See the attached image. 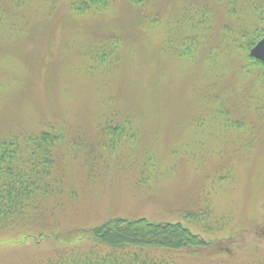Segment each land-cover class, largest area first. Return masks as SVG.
Segmentation results:
<instances>
[{"label": "rangeland", "instance_id": "1", "mask_svg": "<svg viewBox=\"0 0 264 264\" xmlns=\"http://www.w3.org/2000/svg\"><path fill=\"white\" fill-rule=\"evenodd\" d=\"M77 1L0 0V140L66 129L56 152L64 183L25 222L0 224V264H40L86 247L54 234L118 217L181 222L220 240L222 249L181 253L176 264L264 261V122L256 115L264 114V74L247 66L251 49L222 48L227 26L264 28V0H232L237 18L219 0H111L109 10L82 15L71 9ZM205 8L213 17L203 20ZM199 23L194 34L212 28V36L194 60L179 58V41L168 38ZM220 108L248 128L216 118ZM125 119L120 134L139 140L113 142L105 127ZM205 208L208 224L185 219Z\"/></svg>", "mask_w": 264, "mask_h": 264}, {"label": "trees", "instance_id": "2", "mask_svg": "<svg viewBox=\"0 0 264 264\" xmlns=\"http://www.w3.org/2000/svg\"><path fill=\"white\" fill-rule=\"evenodd\" d=\"M134 1L139 2L140 0ZM219 1L231 18L238 17L240 11L238 5H235L232 0ZM111 5V0H78L71 5V9L74 13L82 15L88 12H104L109 10ZM206 10L208 9L205 8L202 14L203 20L208 15L213 17ZM190 11L191 8H188L184 12L185 16L186 14L193 15ZM2 21L3 16L0 15V24ZM156 23L157 19L153 21V24ZM259 23L256 21L254 26ZM200 26L201 23L197 27L190 26L191 33L188 32L189 26L184 27V33L180 37L168 38V42L173 44L179 41L181 45L179 48L182 50L179 58L194 60L200 47L212 36L213 29L210 28L208 32L204 31L202 39L197 37L194 32ZM239 27L233 24L232 27L227 26L223 29L222 40L225 46L222 48L226 50V54L233 53L234 50L238 53H249L250 49L264 37V28L259 31L261 28L257 27L249 32L246 28ZM114 38L111 44L113 46L119 43V40ZM106 50H111V46L106 47ZM166 50L164 51H171L170 47ZM247 56L249 60L247 66L250 68L258 66L264 74V65L250 57L249 54ZM97 63L102 66L106 64L104 53ZM109 64L111 65L112 62L110 61ZM242 68L246 70V66ZM255 111L258 112V108H255ZM217 113L233 123V127L248 128L246 121L233 122L223 108L216 110V118H220ZM256 115L261 118L258 121L264 122V114ZM128 120L125 119L119 126L105 127L106 131H111L115 136L113 142L125 134H128V140H139L137 134L130 130L120 134L123 125H130ZM65 130L54 125L38 133L7 135L0 140V224L14 225L25 222L29 214L38 212L42 208L45 198L49 196L54 186L64 183L63 173L58 167L56 152L66 138ZM146 164H149V160ZM150 176L149 174V179ZM208 218L206 208L203 211L185 214V219L198 223H207ZM204 229L205 233L213 231L209 226ZM254 234L259 235V232H254ZM54 235L63 244L85 240L88 245L86 247L74 245L72 249L66 248L40 264H176L175 259L181 253L190 252L200 255L210 250L214 243H218L217 247H220V240L208 241L203 235L193 232L181 222H155L147 218L130 220L118 217L95 227L70 228ZM259 264H264V261Z\"/></svg>", "mask_w": 264, "mask_h": 264}, {"label": "water", "instance_id": "3", "mask_svg": "<svg viewBox=\"0 0 264 264\" xmlns=\"http://www.w3.org/2000/svg\"><path fill=\"white\" fill-rule=\"evenodd\" d=\"M250 56L264 65V37L251 49Z\"/></svg>", "mask_w": 264, "mask_h": 264}]
</instances>
